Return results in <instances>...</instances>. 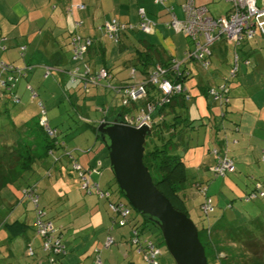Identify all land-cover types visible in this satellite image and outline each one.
<instances>
[{
    "label": "crops",
    "instance_id": "obj_1",
    "mask_svg": "<svg viewBox=\"0 0 264 264\" xmlns=\"http://www.w3.org/2000/svg\"><path fill=\"white\" fill-rule=\"evenodd\" d=\"M261 2L262 0H258L259 4ZM183 3L184 0H165L162 4H156L154 0H0V45L5 49L0 54V60L12 63L13 66L21 70L25 69L24 73L21 74V79L31 83L37 79L50 80V82L55 80L57 82L56 76L65 81L67 78L64 75V71L71 67L68 63L69 54L66 56L64 52L68 50L66 43L70 34L76 32L77 35L79 34L82 37H91L95 41V44H98L95 45L96 48H91L87 54L88 57H86L89 63L92 62L96 65L97 58L106 61L108 55L107 48L102 44V38L98 36H104L101 26L112 19H117L122 23L133 26L137 25V10L141 7L152 22L149 33L141 34L127 31L126 35L121 38V48L116 45L115 57L117 55V59L120 58L119 61L122 60L123 66L130 68V65H133V61L129 62V60L133 59L135 55L133 49L139 47L137 40L143 39L154 45L164 59H172L181 63L185 61L186 53L191 49V46L188 45V42L185 44L179 38L170 36L168 33L172 30L166 27V23L170 21L172 16L177 20L183 19L184 16L181 10ZM193 4L196 7H203L206 10V14L214 18L225 16L231 8V5L224 0H193ZM79 5H83L84 8H77L76 6ZM74 23H79L80 26L73 29ZM178 34L180 35V33ZM221 42L223 43V41ZM19 47H24L22 57L18 55ZM223 53L224 47L222 48V46H218L217 49L215 47L212 48V54L208 60L209 65L207 69L203 68L205 71H209L213 80L212 84L207 82V85L203 84L202 87H198L197 93L205 96V100L208 96L205 94L206 88L217 87L219 84L225 83L222 80L227 75L232 62H228L226 65L227 58L225 57L226 55L223 56ZM18 59H21L19 63L16 62ZM255 60L259 62L255 63V67H252V72L256 73L255 69H257V74L261 77L264 74V58H256ZM105 63L106 68L109 69L112 75L109 83L111 86V81L115 78L113 71L115 66L113 64L109 66V63ZM258 63L261 64L258 66ZM221 66H225L223 71ZM102 67L104 66L101 65L99 69ZM47 68H50L48 76H46ZM186 68L190 73H188L189 76L184 82L192 75L191 62L186 64ZM240 71H244L243 67ZM134 78L124 77L115 84L118 86L114 85L111 87L116 89L122 88V86L133 85L141 80L139 74L138 77L134 75ZM262 79L258 81L259 84ZM184 82L182 84L183 89L186 90L190 99L186 103V117L190 120L205 119L204 122L202 120L199 121V123H204L205 125V135L201 137V133L198 132L199 129L196 133H192L194 131L192 130L187 135L190 149L183 152L184 155L182 156L183 160H187L189 163V169L193 173L195 172V176L193 177H198L199 179L201 176V168L197 166V163L204 162L208 158V165H201L205 171L209 170V165L211 162L213 163V158L211 161V157H209L210 142H215L217 139L219 140L216 142L218 147L223 145L221 140V136L223 135L220 131L215 133L214 129L219 125V121L217 122L218 114H222L225 111H228V120L235 124L233 128L223 121L225 127L224 134L229 139H232V141H236L231 145L233 149L231 158L243 162L244 158H241V156H245L248 164L258 162L264 140V118L263 120L261 119L262 116L264 117L261 114L264 111L262 106L264 104L263 90L258 88L249 94L247 93L246 99L238 101L237 98L244 94L245 88L241 79L237 77L232 82L227 83L228 85L225 84V94L227 93L230 96L229 105H224L220 108L216 107L213 103L205 108L203 107V97L202 99L193 98V91L189 92L188 86H185ZM30 84L24 86L19 80L14 90L15 94L19 97V92L22 96L32 93L31 97H36L37 94ZM98 88L100 86L95 88L97 90L96 93H98ZM257 93L261 94L259 99L256 95ZM114 95L115 93L113 92L112 96L114 97ZM240 102L245 110H243L244 113L240 117H237L236 111L237 107L239 108ZM256 111L260 113L258 112V114L254 115ZM118 112L114 110L115 116L110 121L116 118ZM229 114H231V117H229ZM12 123L14 127L15 122L13 121ZM98 124V120L92 123L94 126ZM7 128L13 129L10 125ZM7 128L3 127V131L8 130ZM15 129L18 132H12L11 135L13 133L19 135L24 131L26 134H32L33 137H27L26 139L22 137L18 140L22 143L26 141L25 144L28 147H35L37 145L38 149H40L39 147L42 145L40 144L41 141L35 137L36 134L33 133L34 129L29 124L24 123L21 126L15 127ZM0 138L4 141L2 146L5 149L11 148L13 152L11 156H8L5 152L1 156L4 161L7 158H11L12 161L2 162V159L0 161V170L2 169L0 176H4L3 179L0 177V263H2L1 261L4 258H13L15 249H18L20 245L26 248V245L29 244L34 249V256L32 257L34 259L31 264H51V257L40 249L41 241L38 237H35L32 228L34 204L28 200L27 202L29 203L24 207L25 201H20L21 191L29 187L36 192L37 204L42 210L44 209L43 206L39 205V200L42 201L43 205L50 207L52 205L61 206L65 210V212H59L54 216V219H56V225L54 224V226L59 231L65 251L64 255L56 257L59 258L57 264H95L93 251L96 249H106L103 248L102 242L108 236L114 239V245L116 246L115 250L106 253L109 254L108 256L104 255V261L102 260L104 264H141L139 261L140 255L129 245L130 226L118 228L114 224L112 215L106 212L102 199H99L93 192L85 193L80 189L83 195L78 190L77 192H71V185L65 181L64 171L58 165H53L55 162L59 164L62 160H65L67 162H75L84 169L96 168L98 174L90 175V180L96 183L100 189L106 190L104 185L109 181L111 183L112 176L109 170V162L107 164L105 161L107 159L106 149L94 133H92V141L90 144H87L88 146L86 145L85 148L76 146L75 150L79 154L76 158L66 149L61 139H58V141L64 144L63 147H58V144L53 143L54 148L51 149L50 147L49 151L47 153L43 152L41 156L39 152L38 155H35V152L31 148H28L23 153L21 151L15 153L18 149L15 145L20 144L18 140H9L11 136L9 138L0 136ZM88 138H90L89 135ZM192 138L194 139L193 143L190 142ZM84 143H89V141ZM207 143L208 148L205 153L204 148H200V146ZM77 149L81 150L78 151ZM31 150L34 152V155H31ZM179 152H181L180 149L177 150V153ZM68 153H70V156ZM204 154L207 156L202 157ZM194 167L197 169L194 170ZM32 174H37L38 177H41L40 181H25L23 184L17 185V182L21 178L26 177L28 180ZM108 174L111 176L110 180L106 177ZM67 177L69 178L70 176ZM97 178H99L98 182ZM61 179L64 181L62 182ZM198 179H194L189 187L194 189L193 183L198 182ZM49 194L53 196L49 197ZM93 194L98 198L96 199L97 201L93 199ZM181 196L186 202V198L189 195L185 190L181 193ZM28 205L31 207L29 208ZM51 219L54 223L53 218ZM13 222L25 224L26 229L22 236L9 240L8 232L4 229V224ZM29 229L30 231H28ZM68 230L71 231L70 234L67 233ZM78 236L79 238L86 239L87 242L83 246L80 245L81 240ZM99 253L101 257V252ZM158 263L169 264V261L163 257L160 258ZM3 264L7 263L4 262Z\"/></svg>",
    "mask_w": 264,
    "mask_h": 264
},
{
    "label": "rangeland",
    "instance_id": "obj_2",
    "mask_svg": "<svg viewBox=\"0 0 264 264\" xmlns=\"http://www.w3.org/2000/svg\"><path fill=\"white\" fill-rule=\"evenodd\" d=\"M142 34H145V33H142ZM168 34L172 36L173 38H179L185 44H187L188 42V45L192 46L191 42L186 37H184L182 34L177 35V33L175 34L174 31L173 32L170 31ZM98 36L102 38V44L107 48V51H108L107 59L105 62L109 63V66H111V64L115 66L113 70L115 73V78L111 81L112 82L111 86H114L115 84H117V82L120 79L124 77H129L130 69L123 66L122 60L119 61L120 58L117 59V55L115 57L116 44L112 42L105 35L104 36L98 35ZM222 39L223 40L221 41H223V43L219 41L217 44H214V47L216 49L218 46L219 47L222 46V48L224 47V50L226 51L225 57L227 58L226 59L227 62H225V64H228V62L231 63L233 61L235 44L224 38ZM63 47H67V46H63ZM249 48H251V50ZM242 50L243 52L248 51L249 56H250L249 57L250 65L248 66L249 67L248 68L245 65L241 66V62H239L240 70L243 67L244 71H239L238 77L241 79V82L244 84L243 86L245 88V92L241 97L237 98L238 101H241L242 99L243 100L246 99L247 93L249 94L250 92L258 88L263 90L262 94L264 95V74H262V76L259 77V75L257 74V69H255L256 73L252 72V67H255V63L259 62L255 59L264 58V38L256 36V39L249 40V43L247 44L241 43L240 46L237 47V53L240 55L242 53ZM64 52H65V55L67 56L68 51H64ZM112 52L114 55L112 54ZM19 61H21V59H18L16 62L19 63ZM101 61L102 60L100 58L99 59L97 58V63L95 66H94V63L91 62L90 63L91 70L93 71L94 67H96V70H98L99 67L101 66ZM260 64L261 63H258V66ZM225 66H221L222 71L224 70ZM191 70H193L192 75L191 77L188 78L186 82H184V85L188 86L189 92L193 91L192 93L193 98L195 97L196 99H202L203 97V100H204L203 107L207 108L208 105L213 104L211 97L207 96V99L205 100V96H202L200 93L198 94L197 92H198V87H202L203 84L207 85V82L211 83L213 81L212 75L209 73V71L207 72L203 68H201L200 63L198 62H191ZM135 77H138V73L135 74ZM173 77H174L173 80L176 83L175 79L179 78L180 76L175 75ZM260 79H262V81L259 84L258 81ZM56 80L57 82L55 80L50 82V80L37 79L36 81L31 83L29 81L21 79L20 81L22 85L24 86L26 84L31 83L30 86L36 92L37 96L31 97L30 93H27L25 96H22L21 93L19 92V95L21 96V97L19 96L21 99L20 104H15L11 102V100L7 99L8 98L7 96L5 98L3 97L0 98V126H1L0 132H3L1 131L3 127L7 128V126L10 125L12 126L14 130L4 132L7 135L6 136L7 138L11 136L9 140L11 139L18 140L19 138H22V137H24L25 139L27 137H33L32 134H26L25 131L19 135L14 134V133L11 135L12 132H15V133L18 132L15 129V127H18V126L23 125L24 123H27L34 129L33 133L36 134L35 137L39 138L41 141L40 144H42L39 147L40 149H38L37 145L35 147L34 146L28 147L25 144L26 141H24L23 142L24 144H23L22 142H20V140H18V143L20 144L15 145V147L18 148L15 153L20 152V151L23 153L28 148H31L35 152V155H38L40 153V155L42 156L43 152L47 153L49 151V148H50L49 144L56 143L55 141L53 142V140L51 141L49 139L48 134L47 133L45 134V131L39 125V122L43 121L42 116L40 117L39 121L37 119L38 113H39V106H38L39 103H42L45 106L46 111H47V116L49 119V123L52 129L55 128L58 132L57 138L61 139L64 142L66 149L70 151L75 158L77 155H79L78 152L75 150L76 146L85 148L86 145L90 144L92 141L91 138H92L93 132L90 129L92 123L97 120L98 122H100L103 119H105V122H110V120L113 119V117L115 116L114 110L118 112L121 109L120 108L121 101L119 97L118 96L113 97L112 94L114 91L108 88L111 86L110 85L107 86L106 83H104L103 81L99 84L100 88H98L99 89L98 93H96L97 90L95 89V86H92V85H89L88 88L85 90V92H83L82 85H79V84L77 85L76 83L68 82L67 79L63 81L64 79H59L58 76H56ZM115 86H118V85H115ZM181 87L183 89L182 85ZM73 91L75 92V94L74 95L70 94V98H73V99H68L67 95L69 93H73ZM256 95L258 99L261 96L260 93H257ZM141 105H143V101L139 100L135 103L134 108L127 107V108L121 109V113L119 115L116 113L117 117H120L122 113L123 115L132 114L134 116L136 114V109L139 108ZM262 106L264 108V104H262ZM102 110L106 111L105 118H103ZM155 110L156 108L154 109V111ZM243 110L245 109L242 103L240 102L239 108L237 107V111H236L237 117H240L241 114L244 113ZM193 111L197 112L195 110ZM258 112L259 111H256L254 115L258 114ZM261 114L264 115V111H262ZM207 116H208V113L205 116L206 119H207ZM229 117H231V114H229ZM243 117L246 118L245 116ZM151 118H152V122L158 119V117H156V114L154 115V112H152ZM263 118L264 117L262 116L261 119L263 120ZM23 120L24 122L22 123ZM198 120H202L204 122L205 119L198 118ZM13 121L15 122L14 127L12 125ZM37 121L38 123L36 124ZM159 123L160 121L158 120L156 121L155 125H158ZM225 123H227L228 125L234 128L232 121L228 120V115H227V119ZM197 130L199 133H201V137L205 135L204 126L198 127L192 133H196ZM88 135L90 138H88ZM87 141H89V143H84ZM3 142H4L3 139L0 138V161L2 159L1 156L4 154V152L8 156H11L13 154L11 148L5 149V147L2 146L4 144ZM190 142L193 143L194 139L193 138L190 139ZM232 142L233 141H229L230 144L227 146L228 151H229V156L233 155V149L231 146L233 145L231 144ZM213 143L214 141L210 142L209 144L210 148L218 147V145L215 146L216 143L214 144ZM148 144L151 145L150 142H147V145ZM201 147L204 148L205 153H206V150L208 148V143L206 145L204 144L203 146H200V148ZM81 149H77V150L80 151ZM32 150H31V155L32 154L34 155V152ZM206 156L207 155L204 154V156L202 157H206ZM187 157H189V155H187ZM209 157H211L210 158L211 160L212 156L210 153H209ZM241 158H244L243 162H240L237 159H234L235 161L233 160L235 164L234 174L227 175L226 177H216V178H214L210 170H206V171L203 170L202 166L208 165V158H206L204 162L197 163V166L201 168L200 170L201 176L199 177V179L198 177H193L195 176L194 174L195 172L193 173L192 170L189 169V163L187 162V160H184V163L186 164V167H187V177H188V187H186V192L189 195L186 198L185 204L187 207L189 218L195 224L196 228L198 229L202 228V226L206 224V221L204 222L201 219L199 210H198L199 203L202 201L204 196L201 193L196 192L193 188L189 187L194 179H198L199 182H201V184H203L207 188L206 195L212 198L213 206H214V211L211 214L212 220L215 218L217 219L223 218L226 222H231L233 220L240 222V221L248 220L250 218L259 216L261 214V211L264 212V199L257 198V199H254L253 201H247L245 199L246 194L251 193V191L254 189L255 181L257 180L264 181V164L263 162H261V160L258 162H254L253 164H248L246 161L247 158L245 156H241ZM9 160L12 161L11 158L5 159V161H9ZM3 161L4 160L2 159V162ZM105 161L108 164V159H105ZM212 164H214V160H213V163L211 162V164L209 165V168L212 167ZM53 165H58V167L64 171L63 175L65 177V181L69 183V185H71V192H77V190L80 191L79 182L77 180L76 173H74V171L72 170L73 164L71 161L67 162L65 160H62L61 163L58 164L55 162ZM196 169L197 168L194 167V170ZM32 175L33 177H31ZM32 175L29 176L30 179L28 180L26 177L21 178L17 182V185L23 184L25 181H28V182H31L33 180L40 181L41 177H38L37 174H32ZM67 176H70V177L68 178ZM111 176L109 174L106 175V177L109 178V180ZM0 177L1 179L4 178V176H0ZM42 178L44 177L42 176ZM96 180L98 182L99 178H97ZM61 181L63 182L64 180L61 179ZM104 186L106 190L112 193H114V189L117 188V184L115 180H113V177L111 178V183L109 181ZM81 194L83 195L82 192ZM52 196H53L52 194H49V197H52ZM92 197H94L93 199L97 201L96 199L98 198L95 195ZM116 198H120L123 203L127 204V201L122 196L116 194L115 197H113V199L115 200ZM102 202H104L106 212L111 215V213L109 212L107 208L105 201L102 200ZM28 203L29 202L25 201L24 207ZM39 205L43 206V209L45 210L46 215L53 218L55 225H56V219H54V216H56V214L59 212H62V211L65 212V210L62 209L61 206H56V205H52L51 207L48 205L46 206V205H43L41 200H39ZM30 207L31 206H29V208ZM129 207H130L131 217H132L133 222L139 226L142 223V220H143L142 217L138 213H136L131 208L130 205ZM28 231H30V229ZM144 231L146 233L144 234V236L149 237L154 242L155 246L161 250L160 253L158 254L157 260L160 261V258L165 257L169 261V264H175L172 258L170 257V255L166 251L160 231L158 232L155 229H151V228H148ZM67 233L70 234L71 231L68 230ZM87 236L89 237L88 234ZM198 236H199V240L204 244L205 257L207 258L210 264H213L215 261H217V259H219L220 264H264V249L249 259L243 252L238 251L237 249H234L232 247H229L225 245V243H222L218 239L217 236L212 237L211 241L208 240V237L206 235H204V232L199 233ZM79 239L81 240V243H80L81 246H83V244L87 242L86 239H82V238H79ZM261 240H263V238ZM115 246L116 245H113L109 249H102L101 250V260L104 261V255L108 256L109 254H106V253H108L109 251L115 250ZM33 259L34 258L32 257H26L25 247L20 245L18 249H15L13 258H4V260L1 261L2 263L0 264H3L4 262H6L7 264H31ZM139 261L141 264H144L141 256H139Z\"/></svg>",
    "mask_w": 264,
    "mask_h": 264
},
{
    "label": "trees",
    "instance_id": "obj_3",
    "mask_svg": "<svg viewBox=\"0 0 264 264\" xmlns=\"http://www.w3.org/2000/svg\"><path fill=\"white\" fill-rule=\"evenodd\" d=\"M80 6H82V8H79ZM76 7L79 9L84 8L83 5H79ZM229 12H230V10H229ZM113 21H115L117 24V31H116V34H113L110 36L111 33L106 29V26L111 25ZM138 23H139V17H138ZM138 23H137V25L133 26L131 24L122 23V22L118 21L117 19H112L109 22L104 23L101 27H102L103 35L107 36L112 42H114L117 45V47L120 46V48H121V43H120L121 38L124 35H126L127 31L128 32H134V33H141L138 31ZM79 26H80L79 23H74L73 29H76ZM256 36L264 38V26H263V33H260L259 31H255L253 37L250 39L245 38V39L241 40L239 43H235L234 41H231L235 44L234 56H233V61H232L231 65L228 69L227 75L222 80V82H225V83H223V84L221 83L217 87H210V88L205 89V94L208 96H210L208 94L210 89L216 91L219 94V96H220L219 101H213L212 97L210 96L212 99V102L216 105V107L222 108V106H224V105L225 106L229 105L230 96L227 93L225 94V84L228 85L227 83L232 82V80H234L235 78L238 77V73L240 71L239 62H241V66L245 65L246 67H248L250 65L248 51L243 52V50H242V53L239 55L237 53V47H239L241 43L247 44V43H249V40L256 39ZM86 41H89V45L86 46V50L84 52H82V54L76 60H74L73 55H74L75 49H77L76 47L79 44H84V42H86ZM137 44L139 45V47H136L133 49L134 50L133 52L135 53V55L132 52L134 57H133V59L129 60V62L133 61V65H130L131 67L129 68L130 69L129 78L130 79L133 78L134 75L136 73H138L140 75L141 80L137 81L136 83H141L144 86H146L147 94H146L145 100H148V101L155 100V102H158L160 100L161 94H160L157 86L154 84H151L149 82V78L151 76V73H153L155 71L157 66H160L163 69H165L166 71L167 70L169 71V67L171 65L172 59H164L162 57V54L157 51L155 46L152 45L151 43H149L147 40H143V39L137 40ZM66 45L68 46L67 51L69 54L68 63L71 65V67L69 69L64 71L65 72L64 75L67 78L68 82L76 83L77 85L78 84L82 85L83 86V92H85V90L88 88L89 85L95 86V88H96L97 86H99V84L102 81L104 83H106L107 86H109L110 80L112 79V75H111L109 69L106 68V66H105L106 63H105V60H103V59H101L102 60L101 65L104 66L102 68L106 70L107 77L105 79L99 80V81L95 80V79H93V80L91 79V77H93L95 75V73L99 70V69L98 70L94 69L95 68L94 67L93 71H92L90 68L91 62L89 63L88 60L86 59V57H88L87 54L91 50V48H96L95 45H98V44H95V41H93V39L91 37H82L79 34L77 35L76 32H73L68 37V42ZM191 45H192V43H191ZM191 48H192V46H191ZM4 50L5 49L3 47H1V45H0V54ZM250 50H251V48H250ZM23 51H24V47H19L18 55H20L22 57ZM189 51L190 50H188L187 53ZM211 54H212V49H211ZM211 54L206 58V60H207L206 66H203L200 64V66L202 68L207 69V67L209 65L208 60L211 57ZM225 55H226V51L224 50L223 56H225ZM189 62H194V61L191 59H185L184 62H181L182 64L180 63L181 75L179 78L175 79L176 83L182 85L183 82L189 76L188 73H190V72L187 71V68H186V64H188ZM87 69L89 70V72L87 74H85V70H87ZM47 70L48 71L46 72V74H47L46 76H48L50 74V71H49L50 68H47ZM131 70H134V72H135L133 77L131 75ZM23 71H25V69L21 70L20 68L13 66L12 63H6V62L0 60V74H1V76H0V98H2V97L5 98L7 96L8 97L7 99L11 100V102L15 103L14 99H16L17 103H15V104L20 103V99L15 94L14 90L17 86L18 81L21 80V76H22L21 74L24 73ZM166 73L168 75H164V76H162V78H167V79L170 78L169 72H166ZM133 79H135V78H133ZM129 86H131V85H125V86H122V88L129 87ZM108 88L113 90L112 87H108ZM31 92H33V91H31ZM30 94H32V93H30ZM70 94L73 95V94H75V92L73 91V93H69L67 95L68 99H70L69 98ZM114 96H118L120 101H121V95L115 94ZM188 99H189V96H188L186 90H184L183 92H178V93L172 94L168 103H163L160 106H156V110L154 111V115L156 114V117H158V119L152 122L151 134L149 137L146 138V143L144 145L145 149H144V154H143V164L148 169L150 176L152 178V181H153L155 187L157 188V190L170 202L171 206L175 210L182 212L184 214H187V216H189L188 211H187V207L185 205V201L183 200V198L181 196V193L186 190V187H188V177H187V173H186L187 169H186V165L184 163L182 156L184 155L183 152L190 149V147L188 145L187 135L192 130H196L200 126H205L204 123H199L200 120H190L186 117V109H187L186 103H187ZM38 106H39V113H38L37 119H39V117L44 113L45 117H46L47 124L49 127H51V125L49 123L48 116H47L46 108L44 109L45 106L42 105V103H39ZM42 106H43V108H42ZM134 107L135 106H132V108H134ZM105 112L106 111L102 112L103 118H105V116H106ZM120 113H121V109L118 112V114H120ZM225 114L228 115V111H225L222 114H218L217 122L219 121V125H217L216 128L214 126H212L213 128H215L214 129L215 133L220 131V133L223 135V136H221V140L223 142V145L221 147L209 148V153L211 154V156L214 160V164H212V167H210L211 169L209 168V170H210V172H212L214 178L226 177L227 175L235 173V164H234V161L231 158V156H229V151L227 148V146L230 144L229 141H232V139L230 140L224 134L225 133V127L223 125V121L225 123V121L227 119V115L225 116ZM116 118H117V116H116ZM220 119H221V122H220ZM158 120L160 121V123L158 125H155L156 121H158ZM37 123H38V121L36 122V124ZM225 124H227V123H225ZM233 125L235 127V124H233ZM53 129H55V128H53ZM90 129L100 142V138H99L97 131H96V126L91 125ZM3 130L4 129H2V131ZM11 130H13V129L10 128L6 131H11ZM235 131H238V130H235ZM4 132L5 131L0 132V136H3V137L7 136ZM56 135L53 137V139L50 138V140L51 141L53 140V142L55 141L56 144H58V147H63L64 144L58 141V138H57L58 132L56 133ZM147 139H148V141H147ZM217 141H219V140L216 139V141L214 143H216ZM147 142H150L151 145H149V144L147 145ZM233 142H236V141L233 140ZM233 142L231 144H233ZM216 145L217 144H215V146ZM50 147H51V149H53L54 144H50ZM178 149H180L181 152L177 153ZM68 155L70 156V153H68ZM263 155H264V140H263V147H262L260 158H259V161L261 160V162H263V164H264V161L262 160ZM217 156H220L221 158H223V156H224L227 160H229V161L232 160L231 163L234 164L233 171L225 172V174H223V175H215L216 173H214V171H212V168L216 165ZM106 157L108 159V154ZM74 163H72V164H74ZM75 164H77V163H75ZM79 167L81 168L79 170V172L72 168L74 173H76L77 180L79 182V189L85 193L93 192L98 197V195L93 190L86 192V191H83L81 189L82 180H81V177L79 174L81 173V171L84 173V172H86L92 168L84 169L81 166H79ZM97 174L98 173H95L94 175H97ZM113 180H114V177H113ZM89 183L90 184H96V183L92 182L91 180ZM193 186H194V190L198 193H201L202 195L204 194L203 196L205 198V199L203 198L202 201L199 203V209L198 210H199V214H200L201 219L204 222L206 221V224L204 226H202V228H200V229L197 228L198 234L201 232H204V235H206L208 237V240H210V241H211L212 237L217 236L218 239L222 243H225V245L232 247L234 249H237L238 251L243 252L247 256V258H249V259L264 249V212L261 211V214L259 216H256L254 218H250L248 220L240 221V222H237L236 220H233L231 222H226L223 218H221V219L215 218L212 220L211 214L214 211V206H213L212 198L210 196L206 195L207 188L203 184H201V182H199V181L193 183ZM97 188L100 192H106L108 194V196H106V197H102V198L98 197L99 199L105 200L107 204L108 203H112V204L121 203L130 210L128 203H127L128 205L123 203L120 198H116L115 200L113 199V197H115L116 194L122 196L118 187L116 189H114V193H112L108 190H102L98 187V185H97ZM257 198L264 199V181H259V180L255 181L254 189L251 191V193H248L245 196V199L247 201H253L254 199H257ZM28 200L34 204L33 231H34L35 237H38L41 241L40 249L45 254H47L49 257H51V264H57V262L59 261L58 260L59 258H56V257L64 255V253H65L64 248H63L64 246L62 244V239L60 237L59 231L55 228L52 219L49 218L48 216H46L45 211L42 210L38 206V204H37L38 199H37L36 192L32 188H29V187H27L21 191V197H20V201H28ZM206 201H209V204L211 206V211L205 213L201 210V206ZM111 215L113 217L114 224L118 228L130 226L129 245L132 246L135 249V251H137V253L142 257L144 264H147L143 259L144 254L148 252L147 243H151L154 246H155V244L149 237L144 236V234H146L144 230L151 228V229H155L156 231L159 232V229L157 228V226L154 225L153 223H151L150 221H148L147 219H144V218H142L143 219L142 223L138 226L132 220L131 211H130V218L128 220V223L124 224L123 226H120L119 225V219L116 218V216L113 215L112 213H111ZM38 217L44 223L45 222L51 223L52 228H53V234L52 235H54L55 237H57L59 239L60 245L63 248L61 253L54 255L51 252H47V251H44L42 249L43 238L41 235H39L37 233V231L35 229V223H36V220ZM4 229H6V231L8 232V239L11 240L14 237L22 236L25 229H26V225L23 223H20V222L6 223V224H4ZM136 236L138 239L136 238ZM108 237L112 239L113 244L111 246H113L115 244L114 239L111 236H108ZM262 238H263V240H261ZM106 239L103 242V246H104ZM135 239L137 240L136 244L134 243ZM198 240H199V236H198ZM199 242L201 243L203 250H204V244L200 240H199ZM111 246H109L108 248H110ZM28 248H30L33 251L32 256H27L26 250ZM103 248H105V246ZM108 248H106V249H108ZM99 252H101V250H99V249H96L93 251L94 262H95V264H97L96 261H99L100 264H104L103 261L101 260ZM204 254H205V252H204ZM25 255H26V257H33L34 256V249L29 244L26 245ZM157 257H156V262H157V264H159ZM206 261H207V264H210L208 262L207 258H206ZM213 264H220L219 259H217V261H215Z\"/></svg>",
    "mask_w": 264,
    "mask_h": 264
},
{
    "label": "built area",
    "instance_id": "obj_4",
    "mask_svg": "<svg viewBox=\"0 0 264 264\" xmlns=\"http://www.w3.org/2000/svg\"><path fill=\"white\" fill-rule=\"evenodd\" d=\"M156 4H162L165 0H154ZM231 5L230 12L226 16L211 17L206 14V10L203 7H196L193 4V0H185L181 6L183 13V19L177 20L173 16L170 21L166 23V27L171 29L175 33H180L187 37L192 43V48L186 54V59H191L194 62H198L203 66L207 65L206 58L211 54V48L215 43L223 40L234 41L239 43L241 40L253 37L255 31L263 33L264 26V0L261 4L258 0H224ZM79 8H82L80 6ZM137 14L139 17L138 31L141 33L148 34L150 31L151 20L146 16V12L143 8H138ZM106 29L111 33V35L116 34L117 24L115 21L111 25H107ZM89 45V41L84 42V44H79L74 51L73 59L76 60L82 52L86 50V46ZM180 63L176 60L171 61L169 71L157 66L155 71L151 73L149 82L157 86L161 97L158 102L145 100L147 90L146 86L141 83H135L129 87L125 88H113L115 94L121 95V109L132 107L139 100L143 101V105L136 109V114L120 115L112 122H117L123 125L132 127H141L146 125L151 130L152 118L151 114L154 112L156 106L163 103H168L172 94L183 92L181 85L174 82L173 76H180ZM89 70H85L87 74ZM170 78H162L164 75H168ZM134 70H131V75L133 77ZM107 77L106 70L99 69L91 79L103 80ZM134 78V77H133ZM208 94L212 97L213 101H219V94L210 89ZM17 103V100L14 99ZM43 113V112H42ZM43 121L39 122V125L43 128L45 133L48 134L49 138H53L56 135V130L48 126L46 117L44 113L41 115ZM40 116V117H41ZM39 117V119H40ZM105 119L99 122L104 123ZM215 153V152H214ZM264 161V155L262 157ZM73 169L78 171L81 169L77 164H73ZM212 171L217 175H223L225 172L233 171V165L231 161L227 160L224 156L221 158L217 156L216 165L212 168ZM97 173V169H90L86 172L79 174L82 180L81 189L89 192L93 190L99 198L106 197L108 194L106 192H100L96 184H90V175ZM108 210L119 219V225L123 226L128 222L130 218V210L121 203H108ZM201 210L203 212H210L211 206L209 201H206L202 206ZM35 229L39 235L42 236V249L52 254H59L62 252V247L60 245L59 239L53 234V228L51 223H44L38 217L35 223ZM137 240H134L136 244ZM146 242V241H145ZM113 243L111 238H107L104 246L108 248ZM148 252L144 254L143 259L147 264H157L156 257L160 253V249L147 243ZM27 256H32L33 251L28 248L26 250ZM100 264L99 261H96Z\"/></svg>",
    "mask_w": 264,
    "mask_h": 264
},
{
    "label": "water",
    "instance_id": "obj_5",
    "mask_svg": "<svg viewBox=\"0 0 264 264\" xmlns=\"http://www.w3.org/2000/svg\"><path fill=\"white\" fill-rule=\"evenodd\" d=\"M107 153L109 170L123 198L142 218L159 229L167 253L175 264H207L195 224L175 210L157 190L143 164L144 145L151 130L104 122L96 128Z\"/></svg>",
    "mask_w": 264,
    "mask_h": 264
},
{
    "label": "bare ground",
    "instance_id": "obj_6",
    "mask_svg": "<svg viewBox=\"0 0 264 264\" xmlns=\"http://www.w3.org/2000/svg\"><path fill=\"white\" fill-rule=\"evenodd\" d=\"M47 71H48V70H47ZM47 71H46V72H47ZM46 75H47V74H46ZM2 84H3V83H2ZM42 105H43V104H42ZM42 108H43V106H42ZM44 109H45V107H44ZM44 115H45V114H44ZM38 121H39V119H38ZM96 126H97V125H96ZM39 127H40V126H39ZM56 133H57V131H56ZM45 134H46V133H45ZM56 136H57V135H56ZM49 139H50V138H49ZM231 161H232V160H231ZM232 165L234 166L233 163H232ZM213 166H214V165H213ZM210 169H211V168H210ZM215 175H217V174H215ZM80 184H81V183H80ZM203 189H204V188H203ZM203 189H202V190H203ZM204 190H205V189H204ZM83 191H84V190H83ZM203 193H204V192H203ZM203 195H204V194H203ZM254 196H255V195H254ZM205 197H206V196H205ZM207 198H208V197H207ZM207 198H206V199H207ZM204 199H205V198H204ZM211 203H212V202H211ZM212 209H213V208H212ZM200 211H201V210H200ZM186 215H187V214H186ZM116 218H118V217L116 216ZM127 223H128V222H127ZM125 224H126V223H125ZM140 237H141V236H140ZM136 238H137V236H136ZM137 239H138V238H137ZM112 244H113V243H112ZM63 248H64V247H63ZM63 252H64V251H63ZM96 252H97V251H96ZM96 252H95V253H96Z\"/></svg>",
    "mask_w": 264,
    "mask_h": 264
}]
</instances>
